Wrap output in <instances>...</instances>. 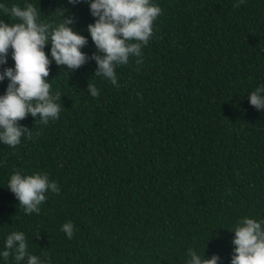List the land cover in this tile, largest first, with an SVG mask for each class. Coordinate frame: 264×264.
I'll return each mask as SVG.
<instances>
[{"label": "trees", "instance_id": "16d2710c", "mask_svg": "<svg viewBox=\"0 0 264 264\" xmlns=\"http://www.w3.org/2000/svg\"><path fill=\"white\" fill-rule=\"evenodd\" d=\"M29 2L42 21L58 23L63 11L89 36L86 3ZM154 2L153 35L142 57L117 67L118 88L94 75L93 60L75 71L53 61L46 79L61 96L59 119L29 114L19 123L31 137L0 144V249L22 231L46 264H185L190 249L231 264L230 229L245 216L264 220V110L249 103L264 84V0ZM82 51L98 52L90 36ZM17 171L47 173L60 188L38 214L6 186Z\"/></svg>", "mask_w": 264, "mask_h": 264}, {"label": "clouds", "instance_id": "9594fccd", "mask_svg": "<svg viewBox=\"0 0 264 264\" xmlns=\"http://www.w3.org/2000/svg\"><path fill=\"white\" fill-rule=\"evenodd\" d=\"M72 5L86 3L94 22L87 25V31L98 52L89 56L82 48L89 36L74 30L77 23L74 16H65L61 11L58 23L40 19L41 10L29 0L24 6L13 4L8 7L0 2V13L18 22L8 23L0 19V82L7 79V87L0 94V144L15 147L22 136L31 137L29 128L19 121L29 114L42 124L59 119L61 99L59 93L50 92V64L66 66L73 71L89 60L95 61L94 75L108 80L117 88L120 86L116 74L118 66L129 63L130 57L140 58L142 48L153 35V24L162 13L154 0H69ZM246 0H234L239 8ZM51 45L50 56L45 51ZM11 49L13 66H6ZM139 62V61H138ZM88 94L98 97L100 92L95 84H88ZM250 105L258 111L264 110V84L258 85L249 96ZM25 214L39 213L47 199L48 192L59 193L55 181L47 173L24 174L19 171L10 175L7 185ZM234 232L231 240L233 255L231 264H264V220L247 216L238 220L230 229ZM69 239L74 235V225L65 222L61 226ZM12 256L15 264H46L37 255L28 251L26 235L22 231L10 232L0 249V259L8 261ZM218 254L206 258L196 250L188 251L185 264H219Z\"/></svg>", "mask_w": 264, "mask_h": 264}]
</instances>
